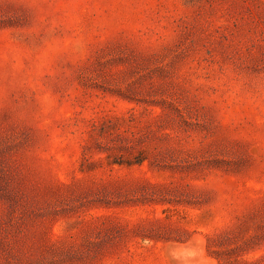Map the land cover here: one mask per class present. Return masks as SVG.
<instances>
[{"label":"rangeland","instance_id":"1","mask_svg":"<svg viewBox=\"0 0 264 264\" xmlns=\"http://www.w3.org/2000/svg\"><path fill=\"white\" fill-rule=\"evenodd\" d=\"M264 264V0H0V264Z\"/></svg>","mask_w":264,"mask_h":264},{"label":"clouds","instance_id":"2","mask_svg":"<svg viewBox=\"0 0 264 264\" xmlns=\"http://www.w3.org/2000/svg\"><path fill=\"white\" fill-rule=\"evenodd\" d=\"M171 256L176 264H192L197 256V250L195 247L187 246L179 250H172Z\"/></svg>","mask_w":264,"mask_h":264}]
</instances>
